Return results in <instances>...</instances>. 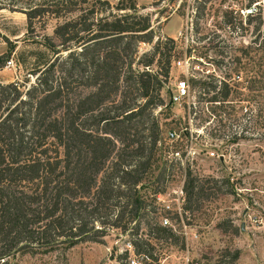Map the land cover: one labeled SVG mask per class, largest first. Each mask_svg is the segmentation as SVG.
Segmentation results:
<instances>
[{"label": "rangeland", "instance_id": "obj_1", "mask_svg": "<svg viewBox=\"0 0 264 264\" xmlns=\"http://www.w3.org/2000/svg\"><path fill=\"white\" fill-rule=\"evenodd\" d=\"M252 1L72 0L60 4L59 0H0V61L5 59L0 83L17 82L27 88L34 79L31 66L51 62L56 56L45 42L58 45L53 30L70 20L78 39L72 46L73 57L80 64L70 90L76 102L93 89L92 61L96 57L90 45L83 51L92 33L82 26L94 14L106 20L120 14L147 17L150 42L131 47L122 39L119 45L103 44L98 54H108L112 67L108 78H116L115 85L104 90L109 116L119 113L122 102L141 106L145 99L139 96L140 84H134L136 75L146 71L154 76L148 94L155 97L145 114L157 121L156 164L165 167L162 179L143 190L154 206L153 213L145 212L136 220V239L149 244L144 253L136 254L134 239L112 229L100 243L78 242L66 248L16 253L9 264H129L132 254L137 264H184L185 252L198 264H264V0ZM250 4H255V11L240 14ZM132 6L135 12L128 9ZM33 9L37 13L28 22L25 13L31 14ZM179 30L181 36H176ZM65 53L61 52L62 57ZM152 53L153 61L145 67ZM183 54L190 58L185 71L189 97L184 109L167 101V90L177 74L171 63ZM234 76L239 80L232 79ZM177 123L190 130L199 152L190 172L192 195L185 192L184 201V183L178 205L173 191L180 186L183 172L165 161L169 149L166 134L177 130ZM134 131L136 140L146 134L140 125ZM152 169L155 176L157 169ZM226 178L232 190L228 195L220 194L216 190L219 183H215ZM151 180L146 177L143 184ZM163 217L168 219L164 227L171 234L165 239L157 237L154 227ZM233 227L236 232L231 231ZM234 252L237 258L231 261Z\"/></svg>", "mask_w": 264, "mask_h": 264}, {"label": "trees", "instance_id": "obj_2", "mask_svg": "<svg viewBox=\"0 0 264 264\" xmlns=\"http://www.w3.org/2000/svg\"><path fill=\"white\" fill-rule=\"evenodd\" d=\"M128 9L135 12L133 6ZM35 13L37 9L32 10V16L25 13L28 22ZM93 17L81 28L92 33L83 51L90 45L96 52L93 89L87 95L76 102L70 91L80 65L73 57L72 46L78 39L70 20L53 30L58 45L45 42L56 56L51 62H33L30 75L34 79L27 88L17 82L0 83V264H9L16 253L66 248L78 242L100 243L112 229L134 239L136 254L149 248L148 242L136 239V220L145 212L153 213L152 199L143 190L158 183L165 172L163 165L156 164L157 121L145 114L155 97L148 94V84L155 78L146 71L137 74L134 84H140L139 96L145 101L141 106L122 102L119 113L109 116L104 90L115 85L116 78H108L111 58L98 54L103 44L119 45L122 39L131 47L150 42L149 21L134 14H120L111 20ZM166 41L172 43L169 38ZM158 46L157 39L154 52ZM61 52H66L65 56ZM153 57L152 53L145 67ZM138 125L146 131L141 141L134 139ZM146 177H152L147 185L143 184ZM215 183H219L216 190L220 194L231 193L228 178ZM192 184L193 178L187 175L184 192L188 197ZM154 227L158 238L171 235L169 228ZM147 230L150 233L151 228ZM236 258L234 252L231 261Z\"/></svg>", "mask_w": 264, "mask_h": 264}, {"label": "built area", "instance_id": "obj_3", "mask_svg": "<svg viewBox=\"0 0 264 264\" xmlns=\"http://www.w3.org/2000/svg\"><path fill=\"white\" fill-rule=\"evenodd\" d=\"M255 11V4H250L243 10H240V14H251ZM176 36H181V31L176 32ZM189 57H183L171 63L172 68L177 71L176 77L173 79L172 87L167 90V101L170 105L181 106L184 109V104L186 105L187 99L189 97V86L186 81V70L189 67ZM10 65V61L6 62V66ZM232 79L239 80L238 76H234ZM244 113L246 109L244 108ZM177 130H170L166 134V140L169 144L167 150V165L170 167H176L182 169V179L180 186H178L173 192L176 195L175 202L178 205L179 201L183 199V189L182 185L185 183L187 175L192 177L190 172H192V168L197 163L199 152L196 150L194 145V138L192 134H190V130H186L183 126H179L177 123ZM210 157L213 156L212 152L208 154ZM184 201H185V192H184ZM168 212V206H165ZM180 208L177 206L176 210L178 211ZM168 225L167 217H163L160 221V226L164 227ZM130 252V251H129ZM132 254V252H131ZM129 264H137L135 256L132 254L128 258ZM184 264H198L195 260H192L188 257L187 252L184 253Z\"/></svg>", "mask_w": 264, "mask_h": 264}, {"label": "crops", "instance_id": "obj_4", "mask_svg": "<svg viewBox=\"0 0 264 264\" xmlns=\"http://www.w3.org/2000/svg\"><path fill=\"white\" fill-rule=\"evenodd\" d=\"M176 32H177V31H176ZM176 32H175V33H176ZM169 37H173V36L171 35V36H169Z\"/></svg>", "mask_w": 264, "mask_h": 264}]
</instances>
